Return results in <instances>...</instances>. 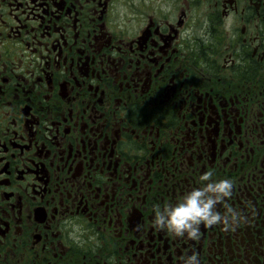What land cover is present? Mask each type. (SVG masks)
Wrapping results in <instances>:
<instances>
[{"label":"flooded vegetation","instance_id":"flooded-vegetation-1","mask_svg":"<svg viewBox=\"0 0 264 264\" xmlns=\"http://www.w3.org/2000/svg\"><path fill=\"white\" fill-rule=\"evenodd\" d=\"M209 180L240 222L160 208ZM264 264V0H0V264Z\"/></svg>","mask_w":264,"mask_h":264},{"label":"clouds","instance_id":"clouds-1","mask_svg":"<svg viewBox=\"0 0 264 264\" xmlns=\"http://www.w3.org/2000/svg\"><path fill=\"white\" fill-rule=\"evenodd\" d=\"M211 173L205 174L207 181L202 187L194 188L184 195L181 201L160 208L156 213L155 223L158 228L166 229L177 236L185 234L193 240L199 238L200 226L223 224L225 228L237 225L241 217L230 210V215H222L216 204L230 197L233 180L230 178L209 180ZM197 257L189 256L185 264H196Z\"/></svg>","mask_w":264,"mask_h":264}]
</instances>
